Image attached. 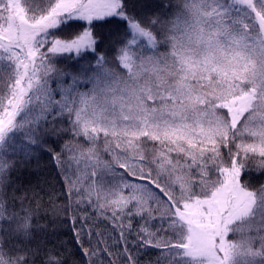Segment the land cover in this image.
I'll return each mask as SVG.
<instances>
[{
  "label": "snow or ice",
  "instance_id": "6c2138e0",
  "mask_svg": "<svg viewBox=\"0 0 264 264\" xmlns=\"http://www.w3.org/2000/svg\"><path fill=\"white\" fill-rule=\"evenodd\" d=\"M40 155L119 230L79 217L84 264H264V0H0V264H34L8 177Z\"/></svg>",
  "mask_w": 264,
  "mask_h": 264
},
{
  "label": "trees",
  "instance_id": "16d2710c",
  "mask_svg": "<svg viewBox=\"0 0 264 264\" xmlns=\"http://www.w3.org/2000/svg\"><path fill=\"white\" fill-rule=\"evenodd\" d=\"M143 2L155 6V0H143ZM163 50L161 48V51ZM60 67L67 66L60 65ZM64 127L67 125L65 124ZM15 159L17 164L9 173L8 179L11 182L10 190H15L16 196L26 197L24 200L25 207L30 206L34 210V242L30 245L33 249H37L34 264H43L46 259V249L53 247L63 254L65 264H84L83 253L74 240V233L79 230L81 223L79 217H89L85 227L92 229L93 232L102 233L109 245H113L116 240H119V230L114 223L93 212L87 205H80L75 212L65 213L64 206L69 204L71 200L77 199L75 193L71 197L67 196L69 188L66 180V176L73 180L76 178L73 174H78L75 165H70L67 173H65L46 155L33 157L27 162H23L22 156L15 157ZM249 167L255 169V163L250 161ZM249 179L253 183L264 182V176L258 175L256 171H253ZM33 193L38 195L33 197ZM75 207L73 205V208ZM14 210H19V201H17V208ZM71 215L77 216L76 228L70 222ZM87 246L86 244L85 247ZM112 250L116 249L113 248ZM140 258L144 264H155L156 253L142 251Z\"/></svg>",
  "mask_w": 264,
  "mask_h": 264
},
{
  "label": "rangeland",
  "instance_id": "374dc122",
  "mask_svg": "<svg viewBox=\"0 0 264 264\" xmlns=\"http://www.w3.org/2000/svg\"><path fill=\"white\" fill-rule=\"evenodd\" d=\"M136 225H137V220L134 219V220L132 221V226H133V228H135ZM134 236H135V233H132L131 235H128V241H129L130 243L133 242V240H134Z\"/></svg>",
  "mask_w": 264,
  "mask_h": 264
}]
</instances>
